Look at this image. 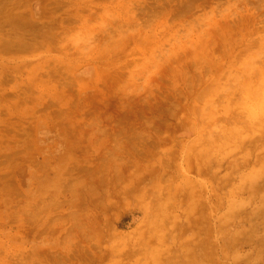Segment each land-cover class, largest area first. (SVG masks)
Masks as SVG:
<instances>
[{
	"label": "rangeland",
	"instance_id": "obj_1",
	"mask_svg": "<svg viewBox=\"0 0 264 264\" xmlns=\"http://www.w3.org/2000/svg\"><path fill=\"white\" fill-rule=\"evenodd\" d=\"M33 29L0 31V264H264V0Z\"/></svg>",
	"mask_w": 264,
	"mask_h": 264
},
{
	"label": "crops",
	"instance_id": "obj_2",
	"mask_svg": "<svg viewBox=\"0 0 264 264\" xmlns=\"http://www.w3.org/2000/svg\"><path fill=\"white\" fill-rule=\"evenodd\" d=\"M0 21V31H35L38 0H0Z\"/></svg>",
	"mask_w": 264,
	"mask_h": 264
},
{
	"label": "bare ground",
	"instance_id": "obj_3",
	"mask_svg": "<svg viewBox=\"0 0 264 264\" xmlns=\"http://www.w3.org/2000/svg\"><path fill=\"white\" fill-rule=\"evenodd\" d=\"M243 22V21H242ZM263 25V24H262Z\"/></svg>",
	"mask_w": 264,
	"mask_h": 264
}]
</instances>
